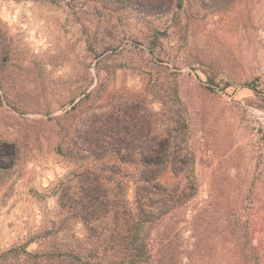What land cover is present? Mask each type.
<instances>
[{
	"label": "rangeland",
	"instance_id": "1",
	"mask_svg": "<svg viewBox=\"0 0 264 264\" xmlns=\"http://www.w3.org/2000/svg\"><path fill=\"white\" fill-rule=\"evenodd\" d=\"M131 105L192 195L144 224L140 264H264V0H0V264L85 246L67 152Z\"/></svg>",
	"mask_w": 264,
	"mask_h": 264
},
{
	"label": "trees",
	"instance_id": "2",
	"mask_svg": "<svg viewBox=\"0 0 264 264\" xmlns=\"http://www.w3.org/2000/svg\"><path fill=\"white\" fill-rule=\"evenodd\" d=\"M94 91L96 88L86 97ZM136 107L110 112L100 126L86 128L76 148H69L67 155L82 162L79 192L71 196L69 187H63L61 199L85 225L88 241L81 247L51 241L45 253L48 264L144 263L142 256L148 246L142 237L144 224L152 225L192 196L186 192L187 184L178 191L161 181L171 163L166 144L169 134L164 139L153 135L143 124L144 116L138 117ZM123 170V178H118ZM60 256L61 262L50 263Z\"/></svg>",
	"mask_w": 264,
	"mask_h": 264
}]
</instances>
